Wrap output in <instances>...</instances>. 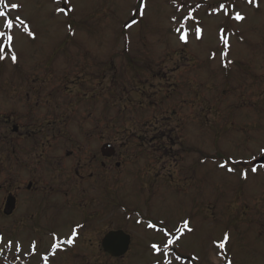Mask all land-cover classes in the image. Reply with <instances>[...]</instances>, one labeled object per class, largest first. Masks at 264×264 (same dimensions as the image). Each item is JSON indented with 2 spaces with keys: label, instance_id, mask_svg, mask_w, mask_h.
I'll use <instances>...</instances> for the list:
<instances>
[{
  "label": "rangeland",
  "instance_id": "374dc122",
  "mask_svg": "<svg viewBox=\"0 0 264 264\" xmlns=\"http://www.w3.org/2000/svg\"><path fill=\"white\" fill-rule=\"evenodd\" d=\"M5 2L8 7L0 4V11L7 13L6 18L0 17V32L4 33L0 37V64L6 58L0 65V111L9 113L13 105L17 107L14 112L17 122H23L20 114L32 105L34 123L46 125L58 121L54 122L57 124H53V131L59 136L62 131L70 134L74 130L84 134L93 128L97 117H103L99 110L103 109L107 96L103 98L102 91L109 93L112 87L113 108L109 114L104 112L112 125L108 141L117 147L126 138L140 144L139 148L131 147L126 169L122 170L121 165L117 171L119 180L122 179L119 183L116 179L112 184L107 182L101 190L86 183L77 189L83 198L74 203L82 201L94 213L103 210L106 203L110 212L100 213L99 220L92 225L95 234L89 233L79 241L73 251L78 263L66 260L64 251L59 249L49 257L50 264H169L167 257L171 258V264H264V167L253 164L264 157V0H252V3L248 0ZM12 4L19 7L13 9ZM62 7L65 10L61 11ZM237 12L245 19L236 20ZM6 19L13 20V28L4 26ZM178 27L180 32L176 31ZM197 28L201 29L199 34ZM185 32L187 42L180 39ZM8 35L14 38L11 46ZM13 53L16 62L11 60ZM84 63L99 78L90 77L88 81L83 75L82 81L76 82ZM20 69L32 75L27 82L35 88L30 91L34 92L30 102L25 99L27 88L32 87L22 86V81L16 83L14 91L8 90L12 78L25 77L24 72L17 74ZM156 70L158 77L152 80L150 73ZM120 79L126 87L121 104L115 96ZM83 83L85 86L80 87ZM62 88L64 95L58 93L59 104L55 106L48 93ZM38 89L45 90L42 98L37 96ZM131 90L139 94L127 95ZM157 92L161 99L167 94L175 97L171 123L162 112L158 117L156 114L136 116V106L131 103L141 102L137 104L140 110L147 105L144 95ZM20 93L25 102H15V95L20 98ZM83 94L89 100L72 107L61 105L63 99L72 100ZM37 103L39 109L35 108ZM98 103L101 105L94 110ZM161 104L167 109L168 100ZM18 106L23 110L19 111ZM121 108L126 120L146 126L159 118L160 127L141 129L142 132L133 123L118 134ZM163 108L159 107V111ZM63 120L68 122L64 127L59 123ZM44 128L45 143L51 138V127ZM100 136L105 140V135ZM74 138L80 140L81 136ZM101 142H92L89 156L99 153ZM147 143L151 145L147 146L150 152L142 146ZM127 147L120 148L117 162L119 156L127 157ZM53 149L58 156L71 147L54 145ZM5 153L0 152V158ZM122 156L121 162L126 160ZM230 168L234 171H228ZM93 173L99 180L107 176L100 168H95ZM21 175L26 178L27 174ZM113 175L115 172L110 173ZM8 176L9 173H0V183ZM15 178L19 179V175ZM95 181L99 182L97 178ZM114 202L122 203L125 209L113 207ZM125 210L133 216L129 218ZM81 211L78 215H82ZM145 216L159 223L166 234H181L180 243L175 244L176 255L166 256L168 235L162 237L145 230L148 221ZM70 218L68 223H72L73 217ZM186 222L191 231L185 227ZM75 223L81 224L78 219ZM7 225L8 222L0 223L3 253L18 248L20 238L10 233ZM114 225L127 227L135 236L134 244L122 260L101 252L102 233ZM221 242L225 243L223 249L219 247ZM157 243L158 256L148 251Z\"/></svg>",
  "mask_w": 264,
  "mask_h": 264
},
{
  "label": "flooded vegetation",
  "instance_id": "af4514ba",
  "mask_svg": "<svg viewBox=\"0 0 264 264\" xmlns=\"http://www.w3.org/2000/svg\"><path fill=\"white\" fill-rule=\"evenodd\" d=\"M4 120L0 123V139L8 145L9 152L0 161V173L9 176L0 183V221L7 219L10 232L25 243L33 241L42 247L52 234H63L79 220L78 211L84 205L79 208L74 203L79 198L77 189L87 180H94V174L91 172L87 177L86 172L94 167L109 171L113 159L99 154L87 158L83 152H68L60 157L44 152L42 139L38 140L39 146L31 142V138H41L38 134L43 130L32 132L29 123L16 122L14 116ZM33 148L37 151H32ZM22 173L27 174L26 178H22ZM18 175L19 179L15 178ZM8 197H13L14 203L6 214ZM70 217L72 223H68Z\"/></svg>",
  "mask_w": 264,
  "mask_h": 264
},
{
  "label": "snow or ice",
  "instance_id": "6c2138e0",
  "mask_svg": "<svg viewBox=\"0 0 264 264\" xmlns=\"http://www.w3.org/2000/svg\"><path fill=\"white\" fill-rule=\"evenodd\" d=\"M248 2H249V3H252V0H248ZM0 4H4L5 7H8V5L6 4L5 0H0ZM18 7H19V5H17V4H12V5H11V8H13V9H16V8H18ZM221 7H223V5H221ZM61 11H63V9H61ZM0 17H5V18H6V17H7V13H5L4 11H0ZM235 19H236V20H240V21H242V20L245 19V17H244L243 15H241L239 12H237L236 15H235ZM4 26H5L6 28H8V29L13 28V20H12V19H6V23H5ZM176 31H177V32H180V31H181V28L178 27V28L176 29ZM196 31H197V34H199V33L201 32V29L197 28ZM29 35H32V33L29 32ZM3 36H4V33H3V32H0V37H3ZM222 38H223V37H222ZM13 39H14V38H13L12 35H8L7 40H8V42H9V46L12 45ZM180 39H181V40H184L185 42H187V33L185 32L183 35H181ZM225 46H226V47L228 46V42H227L226 39H225ZM225 55H226V53H225ZM11 59H12L13 62H16V61H17V56L15 55V53L12 54ZM228 171H234V169H231V168H230V169H228ZM252 171H256V169L253 168ZM244 176H245V178H246V177H247V173H244ZM185 227L188 228L187 222L185 223ZM188 231H191V228H188ZM227 239H229V237L226 235V236H225V240H227ZM68 243L71 244V243H73V241H72V240H69ZM57 246H58V245H57ZM154 247H155V246H154ZM219 247H220L221 249H223V248L225 247V243L221 242V243L219 244Z\"/></svg>",
  "mask_w": 264,
  "mask_h": 264
},
{
  "label": "water",
  "instance_id": "95a60500",
  "mask_svg": "<svg viewBox=\"0 0 264 264\" xmlns=\"http://www.w3.org/2000/svg\"><path fill=\"white\" fill-rule=\"evenodd\" d=\"M114 148L107 145L103 151L105 155L111 156L114 153ZM129 237L124 235L122 232L110 233L106 236L103 242V247L106 252L112 256L118 257L126 253L129 246Z\"/></svg>",
  "mask_w": 264,
  "mask_h": 264
},
{
  "label": "trees",
  "instance_id": "16d2710c",
  "mask_svg": "<svg viewBox=\"0 0 264 264\" xmlns=\"http://www.w3.org/2000/svg\"><path fill=\"white\" fill-rule=\"evenodd\" d=\"M87 73H88V72H87ZM115 96H117V95H115ZM78 102H79V101H78ZM79 103H80V102H79ZM148 106L150 107V106H151V104H149ZM118 113H119V112H118Z\"/></svg>",
  "mask_w": 264,
  "mask_h": 264
}]
</instances>
